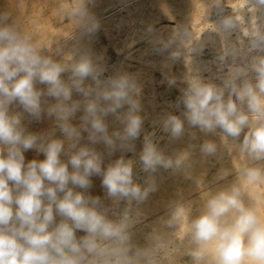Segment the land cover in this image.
<instances>
[{"label":"clouds","instance_id":"1","mask_svg":"<svg viewBox=\"0 0 264 264\" xmlns=\"http://www.w3.org/2000/svg\"><path fill=\"white\" fill-rule=\"evenodd\" d=\"M232 28L230 18L222 22L223 31ZM232 53L246 62L221 86L186 78L175 105L181 115L159 121L171 140L186 129L219 133L244 161L239 181L208 194L187 223L194 264H264V33H252L246 53ZM140 95L133 76H105L87 54L56 61L27 35L0 25V264H163L160 237L134 242L132 206L155 191L160 169L187 167L190 152L169 155L155 132H145ZM45 117L53 121L47 131L25 123ZM142 135L138 160L125 158ZM200 150L212 156L218 146L205 141ZM29 151L37 157L27 159ZM137 163L146 174L142 184ZM94 177L103 198L90 191Z\"/></svg>","mask_w":264,"mask_h":264},{"label":"rangeland","instance_id":"2","mask_svg":"<svg viewBox=\"0 0 264 264\" xmlns=\"http://www.w3.org/2000/svg\"><path fill=\"white\" fill-rule=\"evenodd\" d=\"M242 1L0 0V25H10L27 35L39 46L42 55L56 61L71 62L87 54L104 69L105 76L116 73L133 76L141 87L145 132H155L158 145L169 155H174L173 140L161 130L159 121L168 113L181 115L182 108L177 109L175 105L187 86L186 78L199 76L205 82L222 85L233 63V53L224 39H213L210 33L225 19L230 18L234 27L244 21L238 11ZM106 6L111 7L103 13L108 21L102 27L97 24L99 19L92 15L96 14L97 7ZM117 23H120L118 27ZM63 30H68L69 35H61ZM174 56L177 59H173ZM169 80L176 83L170 85ZM79 115L74 124L79 123ZM25 123L33 132L47 131L53 126V121L46 117ZM181 138L187 148L197 150L193 152L194 156H199L195 174L189 180L181 179L180 171L160 169L154 174L155 191L142 203L132 206V217L138 207L143 210V217L135 224L136 227L143 226L142 231L149 230L148 221L157 219L166 228L179 226L187 214L198 209L196 199H203L202 194L219 191L240 179L239 171L244 161L230 140L224 142L219 133L205 135L199 129H186ZM205 141L217 144L215 155L207 156L201 152ZM142 147L143 135L136 141L134 153H127L125 158L138 160ZM97 148L103 151V145ZM120 155L117 152L111 160ZM34 157H37L34 151L26 153L27 159ZM145 176L137 163L136 182L142 184ZM162 177L166 178L165 182L160 181ZM189 182L194 186L191 191L187 188ZM90 191L103 198L99 177L93 178ZM187 252L182 257L184 264H194Z\"/></svg>","mask_w":264,"mask_h":264},{"label":"bare ground","instance_id":"3","mask_svg":"<svg viewBox=\"0 0 264 264\" xmlns=\"http://www.w3.org/2000/svg\"><path fill=\"white\" fill-rule=\"evenodd\" d=\"M247 2H251L250 5H246ZM134 4H135V2H134ZM110 7L111 6L100 7V8L97 7L98 10H96L97 11L96 14L93 13L92 16L94 18H98L99 19V21L97 23L99 26H102V27L106 26V23H107L108 19L103 17V13L105 11L109 10ZM238 11H239V14L242 15L245 18L244 21H241L240 24L238 23L237 27H234L235 26L234 25L233 28L231 30L227 31V32L223 31L222 30V24H219L218 27L215 28L212 33H210V35L212 36L213 39H215V38L224 39L225 42L228 43V45L230 46L231 53H232L233 49H237V50H240L243 53H246L248 51V48H249V45H250V40H251L252 33L254 31H258V32L264 33V4H261L259 2V0H244V1H242V4L239 7ZM118 21H120V19ZM119 25H120V23H117L116 27H118ZM95 26H96V24H95ZM93 33H95V31ZM61 35H64L65 37L68 36L69 35L68 30H63L61 32ZM91 38H92V35H91ZM88 51H89V49H88ZM233 58H234V60L232 59L233 63L231 65V68L234 67V66H237V65H242L243 63L246 62V60L244 58H242L241 56H234L233 55ZM141 81H143V80H141ZM185 150L190 152V163H189V165L187 167H185L180 172H181V179H188L189 180L195 174V166H196L195 162L197 161L199 156H194L193 152H197V150L192 149V148H187L184 145V141H183L182 138H180L178 140H173L172 152H174L176 154L177 152H182V151H185ZM172 172H174V171H172ZM175 172H177V171H175ZM226 174H227V172H226ZM164 178L165 177H162V179L160 181H164L165 182L166 178L165 179ZM236 179H239V178H236ZM195 183L196 182H194V185H195ZM193 187L194 186L192 185V183L189 182V184L187 185L188 191H191L193 189ZM183 191H184V189H183ZM215 192H216L215 190H210L207 193L202 194L203 197H204L203 199H196L197 200L196 203H198L197 204L198 209L193 210L189 214H187L184 217V220L182 221V223L179 226H177V227L175 226V228H174V226L173 227L168 226L169 228H166L164 226V224L159 219H157L155 222H151V221L149 222L148 221L146 225H148L150 227V228H148L149 230L142 231L141 228L143 226H138L139 224L137 225L138 227L135 226V224L138 223L141 220V218L143 217V210L141 209V207H138L137 211H136V214H134V217H133V221L134 222H133L132 232H133V240H134V242L139 244V245H145V244H147L149 242V238L150 237L158 236L167 245V258L163 261V264H184V262H183L184 260H182V257L184 256V253L190 247L188 239H187V237L185 235V230H186V227H187V223L191 219L195 218L196 216H198L200 214V212L203 209V204L205 202V197L208 194L215 193ZM149 211H151V209ZM144 213H145V211H144ZM163 215L164 214L162 213L161 217ZM143 225H145V224L143 223Z\"/></svg>","mask_w":264,"mask_h":264}]
</instances>
